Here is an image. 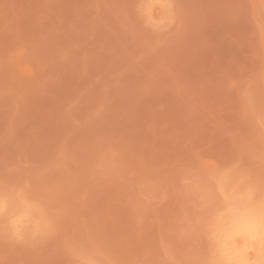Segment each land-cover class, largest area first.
Segmentation results:
<instances>
[{"label":"rangeland","instance_id":"rangeland-1","mask_svg":"<svg viewBox=\"0 0 264 264\" xmlns=\"http://www.w3.org/2000/svg\"><path fill=\"white\" fill-rule=\"evenodd\" d=\"M237 261L264 264V0H0V264Z\"/></svg>","mask_w":264,"mask_h":264},{"label":"bare ground","instance_id":"bare-ground-1","mask_svg":"<svg viewBox=\"0 0 264 264\" xmlns=\"http://www.w3.org/2000/svg\"><path fill=\"white\" fill-rule=\"evenodd\" d=\"M243 224V223H242ZM252 223H245L242 227L240 226V228H243L244 229V231H245V227H246V230H249V229H247L248 228V225L250 226V229L252 228L253 229V227L255 226V229L254 230H257L256 228H257V226L256 225H251ZM245 226V227H244ZM239 228V227H238ZM235 229H237V228H235ZM251 229V230H252ZM238 230V229H237ZM241 230V229H240ZM243 231V232H244ZM248 232V231H247ZM246 232V233H247ZM249 232H250V230H249ZM249 232H248V235H249ZM252 232V231H251ZM250 232V233H251ZM252 233H255V234H257V231H253ZM253 235V234H252ZM233 244V243H232ZM235 244V243H234ZM237 259V258H236ZM238 259H240V258H238ZM239 262H241V260L239 261ZM237 263H238V261H237ZM239 264V263H238Z\"/></svg>","mask_w":264,"mask_h":264}]
</instances>
